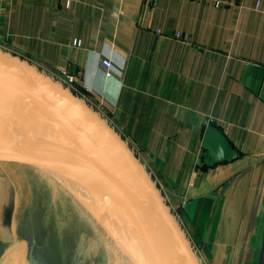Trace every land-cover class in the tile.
Instances as JSON below:
<instances>
[{
    "label": "crops",
    "instance_id": "obj_1",
    "mask_svg": "<svg viewBox=\"0 0 264 264\" xmlns=\"http://www.w3.org/2000/svg\"><path fill=\"white\" fill-rule=\"evenodd\" d=\"M0 49L75 73L72 91L138 157L201 264H264V0H0ZM208 126L231 158L203 147Z\"/></svg>",
    "mask_w": 264,
    "mask_h": 264
},
{
    "label": "water",
    "instance_id": "obj_2",
    "mask_svg": "<svg viewBox=\"0 0 264 264\" xmlns=\"http://www.w3.org/2000/svg\"><path fill=\"white\" fill-rule=\"evenodd\" d=\"M203 147L214 159L232 156L213 126ZM0 149L23 155L62 183L142 264H201L156 183L114 128L73 91L1 49Z\"/></svg>",
    "mask_w": 264,
    "mask_h": 264
},
{
    "label": "rangeland",
    "instance_id": "obj_3",
    "mask_svg": "<svg viewBox=\"0 0 264 264\" xmlns=\"http://www.w3.org/2000/svg\"><path fill=\"white\" fill-rule=\"evenodd\" d=\"M98 218L36 164L0 149V264H137Z\"/></svg>",
    "mask_w": 264,
    "mask_h": 264
},
{
    "label": "built area",
    "instance_id": "obj_4",
    "mask_svg": "<svg viewBox=\"0 0 264 264\" xmlns=\"http://www.w3.org/2000/svg\"><path fill=\"white\" fill-rule=\"evenodd\" d=\"M157 32L160 33L159 31H157ZM176 36L179 38L178 35H176ZM73 44L76 45V41H73ZM100 64H101V66H102V68H103V70L107 76L113 75L115 68L113 67L110 60L102 58ZM59 74L60 75L55 80L60 82L62 85H64L66 88H68L69 90L72 91V86L76 81L75 73L73 71H71L69 68H67L66 66H62V67H59ZM213 121H214V119L212 117H208V119H206V122L208 124H211ZM175 217L176 218L178 217L177 213H176ZM177 219L179 220V217Z\"/></svg>",
    "mask_w": 264,
    "mask_h": 264
},
{
    "label": "bare ground",
    "instance_id": "obj_5",
    "mask_svg": "<svg viewBox=\"0 0 264 264\" xmlns=\"http://www.w3.org/2000/svg\"><path fill=\"white\" fill-rule=\"evenodd\" d=\"M40 169V168H39ZM65 188V187H64ZM77 197V196H76ZM88 206V205H87ZM93 210V209H92ZM93 213L96 214V216L99 217V215H97V213L93 210ZM100 218V217H99ZM98 218V219H99ZM99 224H100V227H101V230H103L102 232H106L105 234L109 236V238L111 237V234H112V230L109 228V226H107L106 228H104V221L100 218L99 220ZM128 245V244H126ZM130 249H132V247L130 245H128ZM133 250V249H132ZM135 258H137V262L138 264H142L139 259H138V255L136 254Z\"/></svg>",
    "mask_w": 264,
    "mask_h": 264
}]
</instances>
